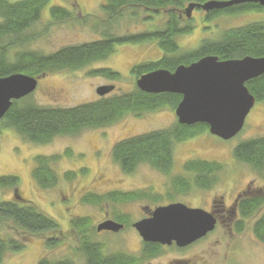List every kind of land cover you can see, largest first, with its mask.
Instances as JSON below:
<instances>
[{"label":"rangeland","instance_id":"rangeland-1","mask_svg":"<svg viewBox=\"0 0 264 264\" xmlns=\"http://www.w3.org/2000/svg\"><path fill=\"white\" fill-rule=\"evenodd\" d=\"M105 2L106 0H50L35 29L41 31L47 25L52 5L68 6L78 16L99 14L101 5ZM204 13L202 9H196L192 12V17L185 18V22H194L193 32L178 38L180 54L195 50L203 39H220L221 35L232 27L264 21V10L223 14L212 20L208 17L205 19ZM163 16L157 20L155 18L153 24L148 22L146 25L142 16H129L118 20L120 28L117 26L112 30L125 34L128 31L144 30L146 26L156 27L164 22ZM93 18L89 19L92 24L96 20ZM99 28L95 30L94 25L82 24L81 19H75L73 23L57 24L40 39L31 43L30 48L51 53L63 46L92 42L102 37ZM163 55L154 42L119 45L105 60L75 71L66 70L37 78L38 86L27 99L41 106L70 107L99 99L101 95L98 94V88L101 86L113 85V90L107 93L111 95L129 92L135 89L137 83L132 73L133 66L157 61ZM95 68H111L119 72L121 77L111 80L91 75L90 72ZM175 111L176 109L171 107H163L141 117L127 115L107 127L86 129L76 135L59 136L49 144L28 142L15 129H5L0 134V176H19L20 195L55 218L60 224V229L66 233L72 226L73 219L77 221L88 218L91 239L98 242L106 254L125 252L140 256L143 240L132 224L144 219L145 214L153 212L158 206H164L168 201H183L182 203L206 211L211 210L213 201L218 204L213 205V208L223 212L218 225L216 220L214 230L183 250L164 249L161 255L146 260L144 264H177L182 261H187V264H264V243L258 240L253 230L264 208L255 216L244 219L236 213H231L237 198L240 201L248 196V193L264 195V171L256 170L234 156L240 142L264 136V99L255 103L243 129L235 137L226 140L205 130L193 138L176 143L175 162L169 175L146 163L138 166L133 173H125L113 159L114 145L133 135L174 126L178 122ZM68 148L73 150L74 156H63L55 166L61 177L59 183L50 189L39 187L33 177L34 157L39 154H61ZM194 158L219 164L215 182L205 189L193 183L186 193L174 191L173 177L182 174L184 163ZM68 171L77 172L76 177L72 180L66 179L64 174ZM184 174L187 178L192 177L191 173ZM112 191H139L144 192V195L124 203L105 200L95 204L97 202L92 200L93 195H104ZM152 196L160 197V201H156ZM9 199H14V191L0 188V201ZM120 214L128 216L131 220L123 231L108 233L97 230L103 220L121 217ZM76 234L74 231L73 235H66L68 237L63 241L48 246L44 237L52 235V232L29 234L16 227L12 221H5L0 225V236L9 240L15 238L22 242L24 247L19 252L8 249L4 264H38L43 258L53 261L73 258L84 264V258L77 253L79 241ZM58 235L61 238V234Z\"/></svg>","mask_w":264,"mask_h":264},{"label":"trees","instance_id":"trees-1","mask_svg":"<svg viewBox=\"0 0 264 264\" xmlns=\"http://www.w3.org/2000/svg\"><path fill=\"white\" fill-rule=\"evenodd\" d=\"M208 1L212 0H106L101 5L99 14L78 16L68 6L52 5L49 9V22L39 31L35 26L43 18L44 10L50 4V0H0V77L21 73L41 79L51 73L75 71L107 59L119 45L147 42L156 43L164 55L157 61L134 65L132 73L136 81L142 75L156 69L174 72L182 64L189 65L209 55L218 56L220 60L246 56L264 57V21L232 27L225 31L220 39H203L195 50L180 54L178 38L193 32L194 22H185L184 19L187 16L185 14L187 6L191 3L203 4ZM196 9L201 10L199 7ZM251 10H264V7L255 2H244L210 10L206 18L212 20L223 14H238ZM129 16H142L145 25L148 22H155V18L157 20L160 16L165 19L163 23H157L156 27L146 26L144 30L128 31L125 34L115 33L112 28L120 25L118 20ZM93 17L96 20L92 24L89 19H94ZM75 19H81L82 24L85 25H94L95 30L100 27L102 37L88 43L63 46L51 53L30 48L31 43L40 39L52 26L73 23ZM90 73L111 80L121 77L119 72L111 68H95ZM246 84L257 101L264 99V74ZM27 97L13 101L4 117L0 119V134L3 130L12 128L24 140L36 144H49L56 137L76 135L86 129L104 128L127 115L141 117L145 113L163 107L176 109L182 100V95L176 93L145 92L137 83L132 91L99 96L95 101L70 107L41 106ZM205 130H209V125L205 123L185 125L177 122L166 129L133 135L114 145L113 159L125 173H133L138 166L146 163L165 174H170L175 162V144L193 138ZM63 156L72 158L73 150L68 148L61 154H39L34 157L33 177L39 187L50 189L59 183L61 177L55 166ZM234 156L254 169L264 171V136L240 142ZM218 165L216 162L197 158L188 160L184 163L183 170L191 173L192 177L191 179L186 175L184 177V172L173 177L174 191L186 193L193 183L202 189L210 187L219 172ZM76 175L77 172L68 171L64 177L72 180ZM19 186V176L15 174L0 176V188L14 191V199L0 201V225L10 220L16 227L29 234L52 232V235L44 237L48 246H54L57 241H63L68 237L66 235H73L75 231L79 241L77 253L84 258V264H144L146 260L163 253V247L159 243L144 241L140 256L125 252L106 254L103 247L91 239L88 218L77 221L73 219L72 226L66 233L60 229V224L55 218L23 198ZM143 193L112 191L104 195H93L92 200L97 202L95 204L105 200L124 203L138 199L141 194L144 195ZM248 194L238 203L242 219L255 216L264 208L263 194ZM152 198L160 201L158 196ZM253 230L258 240L264 243V212H260ZM58 233L61 234V238ZM22 244L15 238L9 240L0 236V264H4V256L8 249L19 252L23 250ZM38 264H81V262L73 258L57 261L43 258Z\"/></svg>","mask_w":264,"mask_h":264},{"label":"water","instance_id":"water-1","mask_svg":"<svg viewBox=\"0 0 264 264\" xmlns=\"http://www.w3.org/2000/svg\"><path fill=\"white\" fill-rule=\"evenodd\" d=\"M244 2H255L264 7V0H212L203 4L191 3L186 8L191 16L195 8L205 11L221 9ZM264 74V57L246 56L220 60L205 56L189 65H180L174 72L157 69L142 75L138 87L149 93H176L182 100L176 108L178 122L185 125L205 123L209 131L223 139H231L241 132L246 118L256 103L247 82ZM38 86L35 77L21 73L0 77V119L14 100L33 93ZM113 85L101 86L98 94L106 95ZM216 219L212 213L177 202L157 207L148 218L134 226L146 242H157L180 247L188 246L214 230ZM122 223L107 220L98 231H119Z\"/></svg>","mask_w":264,"mask_h":264},{"label":"flooded vegetation","instance_id":"flooded-vegetation-1","mask_svg":"<svg viewBox=\"0 0 264 264\" xmlns=\"http://www.w3.org/2000/svg\"><path fill=\"white\" fill-rule=\"evenodd\" d=\"M196 10V9H195ZM193 12H194V10H193ZM205 13H204V15H205V19H206V15H207V13L209 12V11H204ZM186 14V13H185ZM190 17H192V15L190 16ZM185 18H188V16H185L184 17V19ZM184 166V165H183ZM185 173V172H184ZM169 175V174H168ZM184 177H185V174L183 175ZM200 188V187H199ZM184 193H185V191H183ZM176 201H174V200H171V201H168L166 204H164V206L165 205H168V204H171V203H175ZM183 202V201H182ZM181 202V203H182ZM212 208H211V210H209L208 212H210V213H212V215L215 217V219L217 220V225H218V223H219V221L222 219L221 218V214L223 213L220 209H216V208H213V205L214 206H216V205H218V204H216V202H213L212 201ZM238 203H239V199L237 198L236 200H235V202H234V208L231 210V213H232V215L233 214H237L239 217L241 216V214H240V212H239V210H238ZM184 204H185V202H184ZM185 205H188V204H185ZM219 205H221V204H219ZM189 207H193V208H195V206H191V205H188ZM158 207H160V206H158ZM222 207V206H221ZM157 208V207H156ZM222 210L225 212V209L222 207ZM121 215V217H115V219H113V218H106L105 220H103V222L104 221H107V220H113V221H116V222H118V223H122L123 225H124V227L121 229V230H119V232L120 231H123L127 226H129V224H130V219L128 218V216H126V215H122V214H120ZM152 215V212H150V213H148V214H145V217H144V219L145 218H148V217H150ZM242 219V218H241ZM240 219V220H241ZM127 220V221H126ZM142 220V219H141ZM138 221H140V220H138ZM137 222V221H136ZM135 222V223H136ZM135 223H133L132 224V226L135 228V226H134V224ZM217 225H216V227H217ZM100 232H108V233H114L113 231H109V230H103V231H100ZM142 240H143V238H142ZM146 242V241H145ZM143 243H144V240H143ZM156 244H158V243H156ZM162 247H163V252H164V249H180V250H183V249H185V248H187V246H185V247H180V246H178L177 244H176V242H173L171 245H168V244H166V245H163V244H161V243H159ZM143 247V246H142ZM143 249V248H142ZM162 254V253H161ZM160 254V255H161ZM177 264H187V261H182V262H178Z\"/></svg>","mask_w":264,"mask_h":264}]
</instances>
